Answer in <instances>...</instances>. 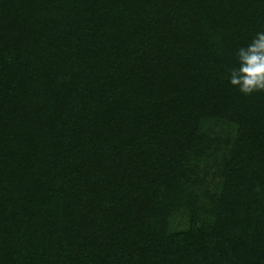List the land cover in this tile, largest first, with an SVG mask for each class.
Instances as JSON below:
<instances>
[{"label": "trees", "instance_id": "16d2710c", "mask_svg": "<svg viewBox=\"0 0 264 264\" xmlns=\"http://www.w3.org/2000/svg\"><path fill=\"white\" fill-rule=\"evenodd\" d=\"M261 30L264 0H0V264H264V90L229 80Z\"/></svg>", "mask_w": 264, "mask_h": 264}, {"label": "clouds", "instance_id": "9594fccd", "mask_svg": "<svg viewBox=\"0 0 264 264\" xmlns=\"http://www.w3.org/2000/svg\"><path fill=\"white\" fill-rule=\"evenodd\" d=\"M237 66L230 69L229 80L244 94L264 90V30L236 51Z\"/></svg>", "mask_w": 264, "mask_h": 264}, {"label": "rangeland", "instance_id": "374dc122", "mask_svg": "<svg viewBox=\"0 0 264 264\" xmlns=\"http://www.w3.org/2000/svg\"><path fill=\"white\" fill-rule=\"evenodd\" d=\"M210 127H211V131L209 132V135L211 136V134H213L214 136H215V134H214V132L215 133H220V134H224L225 132L224 131H222V128L221 127H219V126H212L211 124L209 125ZM213 130H214V132H213ZM200 173H201V175H203L204 174V170L202 169V167H201V170L199 171ZM213 179V177H212V175H210V174H208L207 175V181H217V177H216V179H214V180H212ZM180 222V218H176L175 220H174V223L175 224H178Z\"/></svg>", "mask_w": 264, "mask_h": 264}]
</instances>
